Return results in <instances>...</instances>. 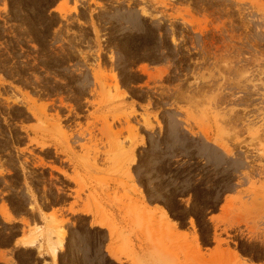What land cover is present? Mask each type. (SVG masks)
I'll return each mask as SVG.
<instances>
[{"label":"rangeland","instance_id":"374dc122","mask_svg":"<svg viewBox=\"0 0 264 264\" xmlns=\"http://www.w3.org/2000/svg\"><path fill=\"white\" fill-rule=\"evenodd\" d=\"M0 172L56 264H264V0H0Z\"/></svg>","mask_w":264,"mask_h":264},{"label":"crops","instance_id":"0c3cea01","mask_svg":"<svg viewBox=\"0 0 264 264\" xmlns=\"http://www.w3.org/2000/svg\"><path fill=\"white\" fill-rule=\"evenodd\" d=\"M74 162L75 168L78 171V175L86 182L92 181L93 176L101 173V168L93 166L91 162H87L85 158L78 157ZM51 162H46L43 167H46L49 171H56L59 173L56 168H54ZM59 165L58 163H55ZM98 166H103L100 159L96 161ZM68 173H72V166L68 165ZM61 176L63 173H59ZM3 176V173L0 172V177ZM65 176V175H63ZM2 180V179H1ZM74 186H69L65 189V192L70 195L64 204H52L49 203L46 206H42L40 203H37L40 206L41 211L37 209V204L34 205V210L37 213L36 217H30L20 210H15L12 206L6 203L5 188L4 183L0 182V221L2 223L12 224L17 223L18 228L13 232L10 240L6 242H0V264H21L19 262V257L16 251L20 248H32L34 250L33 261L29 264H56L55 260L58 259L60 250L62 248V241L59 239H54L48 233L54 231L53 227H48L49 215L56 211L62 212L64 216H75V215H86L87 225L90 228L99 226L96 224L94 215L95 206L93 203L86 204L83 199L84 194H81L82 200L77 199L75 211L71 212L69 207L71 202L74 200ZM96 196L102 200V203L111 211L117 213L118 209L116 204L107 203V194L96 192ZM153 206V205H152ZM35 227H38L39 230L35 234ZM56 231V230H55ZM44 235V239L41 240V236ZM41 244V245H40ZM42 249V250H40ZM58 264V263H57Z\"/></svg>","mask_w":264,"mask_h":264},{"label":"bare ground","instance_id":"6f19581e","mask_svg":"<svg viewBox=\"0 0 264 264\" xmlns=\"http://www.w3.org/2000/svg\"><path fill=\"white\" fill-rule=\"evenodd\" d=\"M41 245V244H40Z\"/></svg>","mask_w":264,"mask_h":264}]
</instances>
